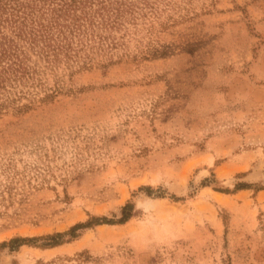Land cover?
I'll return each mask as SVG.
<instances>
[{
  "label": "rangeland",
  "instance_id": "1",
  "mask_svg": "<svg viewBox=\"0 0 264 264\" xmlns=\"http://www.w3.org/2000/svg\"><path fill=\"white\" fill-rule=\"evenodd\" d=\"M51 2L0 0V264H264V0L81 7L55 57Z\"/></svg>",
  "mask_w": 264,
  "mask_h": 264
},
{
  "label": "trees",
  "instance_id": "2",
  "mask_svg": "<svg viewBox=\"0 0 264 264\" xmlns=\"http://www.w3.org/2000/svg\"><path fill=\"white\" fill-rule=\"evenodd\" d=\"M53 3L50 7V20L53 21L54 25H57L56 29V36L52 31H50L51 26L44 25L42 22H38L37 24L30 25L27 29L21 30L19 32V36L22 37V39H25L29 41L32 45L35 46L38 43H41V48L43 49V53H46L47 56H57L59 52L66 53V47L70 48L71 45H69L70 41L66 42L67 36L65 33H71L72 30H70L72 27L69 28V25L64 28L60 22H58L59 19L64 20L65 17H70V13L76 12L78 9L86 8L87 6L96 4L97 7L93 9V13L86 14L85 11H83V19L85 20V24H88V28L90 29V32L88 30L83 29V33L88 36H91L92 39H99L104 40L105 38H109L106 34H98L94 31V28L100 27L101 29H107L113 26L112 22L113 19H111V15L114 16V18H118L119 13L123 8L126 6L125 0H49ZM110 10V13H109ZM106 12V13H105ZM86 14V15H85ZM111 14V15H110ZM74 16V14H71ZM97 17V18H96ZM72 18V17H71ZM34 21V20H33ZM74 25L78 26V23H73ZM39 25V26H37ZM83 26V25H79ZM48 28V29H43ZM99 28V29H100ZM79 30L80 28H76ZM98 29V30H99ZM12 41V40H11ZM13 44V41H12ZM8 45V44H7ZM4 47V48H3ZM71 49V48H70ZM69 49V50H70ZM21 48H19L16 44H13V49H7L5 47V43L0 42V58H7L8 61H6V66H3L1 68V72H14V73H23L25 72V67L22 66V60L20 59V53ZM130 204H126L122 208V214L123 218L128 217V212L126 211L127 208H129ZM77 227V226H75ZM73 227L72 230L75 229ZM60 234H57L55 236L49 237L52 242L50 244H56L59 240H55L54 238L56 236H59ZM18 240V239H17ZM20 241H24L23 238L20 239ZM19 242V244H21Z\"/></svg>",
  "mask_w": 264,
  "mask_h": 264
}]
</instances>
